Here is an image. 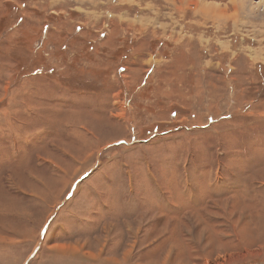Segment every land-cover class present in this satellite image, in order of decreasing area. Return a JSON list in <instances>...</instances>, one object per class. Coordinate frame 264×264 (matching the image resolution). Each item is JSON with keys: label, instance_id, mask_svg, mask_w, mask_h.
I'll return each mask as SVG.
<instances>
[{"label": "rangeland", "instance_id": "374dc122", "mask_svg": "<svg viewBox=\"0 0 264 264\" xmlns=\"http://www.w3.org/2000/svg\"><path fill=\"white\" fill-rule=\"evenodd\" d=\"M0 264H264V0H0Z\"/></svg>", "mask_w": 264, "mask_h": 264}]
</instances>
